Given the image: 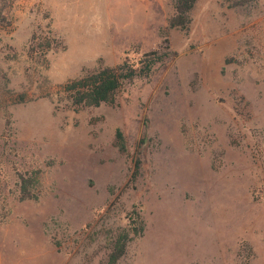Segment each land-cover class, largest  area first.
Here are the masks:
<instances>
[{
  "label": "rangeland",
  "instance_id": "obj_1",
  "mask_svg": "<svg viewBox=\"0 0 264 264\" xmlns=\"http://www.w3.org/2000/svg\"><path fill=\"white\" fill-rule=\"evenodd\" d=\"M173 13L0 0V264H107L133 211L144 230L117 264H264V0H198L186 28ZM153 49L114 102L64 91Z\"/></svg>",
  "mask_w": 264,
  "mask_h": 264
},
{
  "label": "trees",
  "instance_id": "obj_2",
  "mask_svg": "<svg viewBox=\"0 0 264 264\" xmlns=\"http://www.w3.org/2000/svg\"><path fill=\"white\" fill-rule=\"evenodd\" d=\"M198 0H173L174 13L168 20L171 28H186L191 22V12ZM35 39V37H34ZM33 47V46H32ZM49 47H51L49 45ZM49 49V48H48ZM47 49V50H48ZM160 49L145 52L139 60L125 59L115 66H100L84 75L67 81L63 88L76 106H99L102 103L114 102L116 94L126 83L136 77L149 76L153 67L163 59ZM41 169L31 173H19L20 193L23 199L38 198L35 189L40 184ZM129 225L118 235L112 246L107 264H117L126 253L128 242L135 236L141 235L144 227L140 212L128 214Z\"/></svg>",
  "mask_w": 264,
  "mask_h": 264
}]
</instances>
